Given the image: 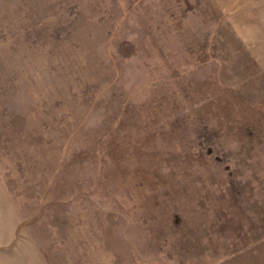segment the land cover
<instances>
[{
	"label": "rangeland",
	"instance_id": "374dc122",
	"mask_svg": "<svg viewBox=\"0 0 264 264\" xmlns=\"http://www.w3.org/2000/svg\"><path fill=\"white\" fill-rule=\"evenodd\" d=\"M0 264H264V0H0Z\"/></svg>",
	"mask_w": 264,
	"mask_h": 264
}]
</instances>
